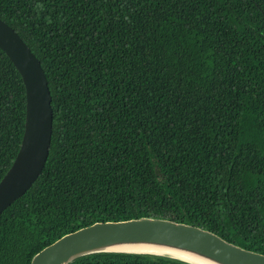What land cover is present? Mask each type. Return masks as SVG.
Listing matches in <instances>:
<instances>
[{
  "label": "trees",
  "instance_id": "1",
  "mask_svg": "<svg viewBox=\"0 0 264 264\" xmlns=\"http://www.w3.org/2000/svg\"><path fill=\"white\" fill-rule=\"evenodd\" d=\"M0 19L40 62L53 113L41 174L0 213V264L139 218L264 255V0H0ZM24 121L23 81L0 49V181Z\"/></svg>",
  "mask_w": 264,
  "mask_h": 264
},
{
  "label": "water",
  "instance_id": "2",
  "mask_svg": "<svg viewBox=\"0 0 264 264\" xmlns=\"http://www.w3.org/2000/svg\"><path fill=\"white\" fill-rule=\"evenodd\" d=\"M0 49L21 76L25 89L24 131L18 153L0 181V213L27 192L41 174L49 154L53 113L47 79L40 62L19 35L0 19ZM153 248L182 254L206 264H264V255L242 249L193 225L159 218L94 223L69 233L37 253L30 264H70L96 253H125Z\"/></svg>",
  "mask_w": 264,
  "mask_h": 264
},
{
  "label": "bare ground",
  "instance_id": "3",
  "mask_svg": "<svg viewBox=\"0 0 264 264\" xmlns=\"http://www.w3.org/2000/svg\"><path fill=\"white\" fill-rule=\"evenodd\" d=\"M127 251H140V252H150V253H153V254H160V255H170V256H173V257H178V258H182V259H185V260H189V261H192L194 263H197V264H206V263H203L199 260H196V259H193V258H188L182 254H178V253H175V252H168V251H165V250H159V249H153V248H145V247H138V248H128V249H125Z\"/></svg>",
  "mask_w": 264,
  "mask_h": 264
}]
</instances>
